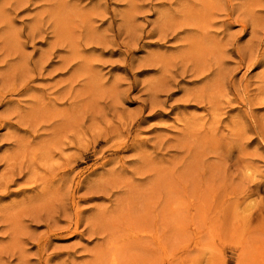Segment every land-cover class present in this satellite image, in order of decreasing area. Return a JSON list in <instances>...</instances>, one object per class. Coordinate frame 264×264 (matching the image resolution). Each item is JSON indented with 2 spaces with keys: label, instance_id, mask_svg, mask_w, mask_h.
Returning a JSON list of instances; mask_svg holds the SVG:
<instances>
[{
  "label": "rangeland",
  "instance_id": "obj_1",
  "mask_svg": "<svg viewBox=\"0 0 264 264\" xmlns=\"http://www.w3.org/2000/svg\"><path fill=\"white\" fill-rule=\"evenodd\" d=\"M0 264H264V0H0Z\"/></svg>",
  "mask_w": 264,
  "mask_h": 264
},
{
  "label": "bare ground",
  "instance_id": "obj_2",
  "mask_svg": "<svg viewBox=\"0 0 264 264\" xmlns=\"http://www.w3.org/2000/svg\"><path fill=\"white\" fill-rule=\"evenodd\" d=\"M247 7H248V6H247ZM189 9H190V8H189ZM196 9H197V8H196ZM192 11H193V10H192ZM167 14H168V13H167ZM247 14H248V13H247ZM5 16H6V15H5ZM200 17H201V16H200ZM254 20H255V19H254ZM254 20H253V21H254ZM253 23H254V22H253ZM208 25H209V24H208ZM213 28H214V27H213ZM13 42H14V41H13ZM188 51H189V50H188ZM18 63H19V62H18ZM8 66H9V65H8ZM22 201H23V200H22ZM108 249H109V248H108Z\"/></svg>",
  "mask_w": 264,
  "mask_h": 264
}]
</instances>
